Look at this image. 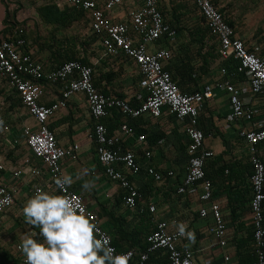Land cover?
I'll return each mask as SVG.
<instances>
[{
    "label": "crops",
    "instance_id": "crops-1",
    "mask_svg": "<svg viewBox=\"0 0 264 264\" xmlns=\"http://www.w3.org/2000/svg\"><path fill=\"white\" fill-rule=\"evenodd\" d=\"M54 1L60 10L70 7L82 9L65 0ZM94 1L105 9L113 21L127 23L130 34L137 42L141 41L131 20L132 13L143 6V0H123L111 10L105 7L107 0ZM213 2L229 24L231 22L236 36L245 41L248 49L264 57V0ZM38 7V28L27 22L24 16L18 15V25L10 31L6 30L3 22L6 14L4 5L3 14L0 15L1 34L11 38L16 36L18 28H23L28 42L23 50L30 52L32 58L41 63L46 71L77 60L93 67L94 84L104 94L123 99L132 106H139L144 101L146 91L140 85L142 74L138 64L122 50L112 54L106 51L102 42L105 33L93 31L89 12L82 9L85 16L80 20H74L67 27L57 28V24L42 19ZM159 8L165 21L177 30V38L170 42L164 36L147 44V48L149 52L161 49L171 51L172 57L164 61V67L181 90L188 93L202 91L207 85L230 80L254 110L255 120L262 118L264 100L251 91L247 76L237 72V60H229L225 64L221 62L219 40L194 2L160 0ZM74 55L77 59L69 60ZM224 66L228 69L226 74L222 72ZM37 82L43 91L40 103L51 106L64 101L49 119V128L54 132L58 144L65 149L78 145L72 154L60 161L62 174L75 176L79 170H89L88 175L76 179L69 188L78 192L88 209L98 215L115 246L124 251L140 250V245L135 242L139 237L136 231L141 228L140 236L144 239L146 234L149 236L155 229L158 220L165 219L169 222L170 231L185 226L180 246L193 252L194 264H222L226 255L230 256L227 264H249L250 258L255 259L250 207L253 166L248 143L240 135V131L250 123L231 117L230 95L226 90L215 87L214 95L206 100L198 117V127L206 136L204 148L214 152L205 165L207 178L212 182L213 197L210 201L200 199L201 182L186 193L177 191L189 163L187 119L178 118L168 107H164L159 117L150 113L132 117L119 108H112L99 120L110 135L120 137L118 146L121 151H133L142 166L141 172L137 174L123 165L118 167L142 193L138 207L132 210L124 203V188L108 176L99 162L97 145L90 137L98 120L91 113L87 95L80 91L65 99L64 82ZM0 121H3L0 126V183L14 194L12 206L0 215V264H24L25 257L18 248L21 236H32L40 242L42 237L38 235L39 228L25 222L23 206L35 195L36 187L53 195H60V192L50 177L49 166L33 153L24 134L25 127L37 130L39 125L6 79H0ZM123 125L130 127L134 135L123 133ZM140 134L146 135L143 141L137 139ZM147 152H150L149 156ZM259 155L264 160V142L259 145ZM149 166L164 174L163 180L157 181L147 174L146 168ZM224 167L226 170L222 172ZM36 169L40 170L39 174L33 173ZM169 171L174 174L168 176ZM16 172L20 174L16 175ZM85 180H92L95 186L91 190L83 189ZM212 202L219 204L226 224L225 245L211 232L213 216L209 208ZM151 204L156 206L155 212L149 211ZM142 208L143 212L140 211ZM202 208L208 209L207 216L201 215ZM142 213L147 216L143 217ZM147 264H156V261L150 259Z\"/></svg>",
    "mask_w": 264,
    "mask_h": 264
},
{
    "label": "built area",
    "instance_id": "built-area-1",
    "mask_svg": "<svg viewBox=\"0 0 264 264\" xmlns=\"http://www.w3.org/2000/svg\"><path fill=\"white\" fill-rule=\"evenodd\" d=\"M65 1L89 12L93 31L98 34L105 33L102 42L107 52L112 54L122 50L135 60L142 74L140 85L146 94L139 106H132L123 99L108 96L95 86L93 67L77 60L68 61L55 70L46 71L41 63L32 58L30 52L23 50L28 45L23 28H18L16 36L11 38L4 37L0 29V79H6L18 92L24 106L36 119L39 128L34 130L27 126L24 134L33 153L49 166V174L53 181L55 177L63 175L60 161L66 155L72 154L78 145L65 149L58 144L54 132L49 128V119L64 101L51 106L40 103L39 98L43 91L37 81L64 82L63 97L65 99L80 91L87 95L91 113L98 120L90 137L97 145L99 162L108 176L124 188L126 192L123 196L124 203L132 210L138 207L142 193L127 174L118 167L123 165L130 172L137 174L141 172L142 166L138 163L133 151H121L118 146L120 137L110 135L105 125L99 120L112 108H119L124 114L132 117H138L144 113L159 117L164 107H168L169 111L178 118L187 119L189 163L177 191L186 193L193 185L201 182L200 199L210 201L213 197L212 182L207 178L205 165L214 152L204 148L206 136L205 132L198 127V117L206 100L214 95L215 87L226 90L230 95L231 117L250 123L247 128L240 131V135L248 143L253 166L250 207L253 214L255 259L252 264H264V160L259 155V145L264 142V116L255 120L254 110L241 97L240 89L230 80L207 85L202 91L188 93L181 90L172 74L164 67V61L172 57L171 51L161 49L149 52L147 48V44L164 36L170 42L177 38V30L165 21L159 8L160 0H143V6L132 13L131 24L134 31L139 34L140 42H137L130 34V27L127 23L113 21L96 1ZM192 1L219 40L221 62L225 64L229 60H237V72H242L247 76L251 91L264 100V57L250 51L245 41L236 36L235 29L213 0ZM122 2L123 0H107L105 7L111 10ZM227 70V67H222L224 74L228 73ZM121 130L128 135H134L133 130L127 125H123ZM145 136L138 135V141H143ZM149 155L150 152H147V156ZM0 168H2L1 165ZM146 172L157 181L163 180L164 174L151 166L146 168ZM33 173L39 174L40 170H33ZM18 174L20 172H16V175ZM173 174V171L167 173L168 176ZM37 190L43 191L41 187H36L35 193ZM58 190L60 195H66L79 201L84 214L97 225L100 233L110 237V246L116 250V254H131L129 264L135 257H139L138 264H147L150 255L159 250H165L168 253V264H194L193 252L189 248L180 246L183 236L179 234V230L170 231L169 222L165 219L156 222L155 229L147 238L148 247L145 251L129 249L119 252L113 244L110 233L103 228L98 215L88 209L83 197L69 187L66 191ZM13 202L14 194L5 184L0 183V215L10 208ZM148 208L150 212L156 211L154 204L149 205ZM209 210L213 216L211 232L222 245H225L226 224L220 206L212 202ZM140 211L143 212L144 209ZM208 212L207 208L201 209L202 216H207ZM229 259L230 256L226 255L222 264H227Z\"/></svg>",
    "mask_w": 264,
    "mask_h": 264
},
{
    "label": "clouds",
    "instance_id": "clouds-1",
    "mask_svg": "<svg viewBox=\"0 0 264 264\" xmlns=\"http://www.w3.org/2000/svg\"><path fill=\"white\" fill-rule=\"evenodd\" d=\"M88 172L82 169L75 176L63 174L55 177L54 183L66 191ZM94 186L92 180L83 183L85 190ZM22 213L25 222L39 228L38 235L42 237L40 242L32 236H21L18 248L25 257L24 264H129L131 254H116L110 237L100 233L75 198L37 190L24 204ZM179 234L185 235L184 225L179 227Z\"/></svg>",
    "mask_w": 264,
    "mask_h": 264
},
{
    "label": "trees",
    "instance_id": "trees-1",
    "mask_svg": "<svg viewBox=\"0 0 264 264\" xmlns=\"http://www.w3.org/2000/svg\"><path fill=\"white\" fill-rule=\"evenodd\" d=\"M38 11L42 19L47 23L57 24V28H64L72 24L74 20H80L81 17L85 16V12L82 9H78L76 7H70L67 10H60L58 5L55 3V1H50L47 3H44L38 7ZM6 30L13 31V28H15L18 25V21L16 19H12V14L9 10V7L6 6V14L5 18L3 20ZM231 24V22H230ZM77 59V57L74 55L69 58V60ZM226 167L222 169V172H225ZM264 206V203H263ZM143 217H146L147 215L145 213H142ZM139 228L136 233L139 234L138 239L135 240L137 244L140 246L141 251H145L148 247L147 237L148 234H146L145 238L143 239L140 236V232H142ZM140 231V232H139ZM144 231V230H143ZM145 233V232H143ZM252 242H253V250H254V232L252 233ZM135 243V244H136ZM115 244V242H114ZM134 245V244H133ZM117 246V245H116ZM119 251H124L125 249H121L117 246ZM252 249V246H251ZM250 254V253H249ZM157 257V258H156ZM152 259L156 261V264H160L161 262L163 264L168 263V253L165 250H159L153 254L150 255L149 260ZM249 264H252L254 259L253 257L250 258ZM139 257H135L130 264H138Z\"/></svg>",
    "mask_w": 264,
    "mask_h": 264
},
{
    "label": "rangeland",
    "instance_id": "rangeland-1",
    "mask_svg": "<svg viewBox=\"0 0 264 264\" xmlns=\"http://www.w3.org/2000/svg\"><path fill=\"white\" fill-rule=\"evenodd\" d=\"M0 15L3 14L4 5L9 7V10L12 14V19H17L18 15H22L25 17L27 22L34 27L38 28V24H36L37 19V7L54 0H0ZM5 17V15H4ZM4 19V18H3ZM43 24V23H42ZM45 27V25L43 24Z\"/></svg>",
    "mask_w": 264,
    "mask_h": 264
}]
</instances>
